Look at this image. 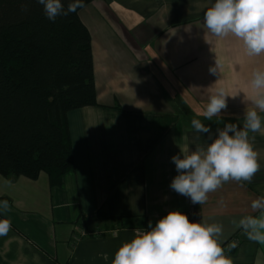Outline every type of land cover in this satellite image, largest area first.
I'll use <instances>...</instances> for the list:
<instances>
[{
    "label": "crops",
    "instance_id": "crops-1",
    "mask_svg": "<svg viewBox=\"0 0 264 264\" xmlns=\"http://www.w3.org/2000/svg\"><path fill=\"white\" fill-rule=\"evenodd\" d=\"M214 2L92 0L79 11L98 106L67 114L75 168L60 186L45 175L0 176V201L11 206L0 219L12 225L0 236V264H112L133 229L177 210L190 222L221 225V247L236 239L226 255L232 264H264V243L233 223L260 214L251 205L264 197V134L249 132L261 165L250 183H224L202 205L169 186L178 174L171 157L211 143L193 119L215 138L226 123L242 128L255 108L251 80L264 70V53L249 56L236 37L209 32L203 18ZM221 88L228 107L209 121L203 111ZM99 212L109 219L92 221Z\"/></svg>",
    "mask_w": 264,
    "mask_h": 264
},
{
    "label": "clouds",
    "instance_id": "clouds-1",
    "mask_svg": "<svg viewBox=\"0 0 264 264\" xmlns=\"http://www.w3.org/2000/svg\"><path fill=\"white\" fill-rule=\"evenodd\" d=\"M36 2L50 22L85 7L83 0H68L67 7L63 0ZM22 10L27 11V6ZM203 23L216 37L232 35L242 41L249 56L264 53V0H215L205 11ZM209 71L215 74L216 68ZM252 77L255 108L244 113L242 128L236 123H226L222 129H217L213 138L210 127L193 119L191 127L197 133L208 134L211 143L171 157L178 174L169 186L190 198L192 204H205L209 193L229 181L250 183L261 168L249 132L264 134V118L256 111L264 113V70H255ZM227 97L222 88L216 90L208 99L204 118L211 121L221 115L228 107ZM251 206L254 211L259 210V216H244L233 223L243 229L250 240L264 243V197L253 200ZM10 211L9 202L0 201V213ZM11 227L10 220L0 219V236H6ZM133 232L134 238L122 243L112 264H232L218 243L222 226L190 222L188 216L178 210L168 212L155 226L149 221L146 229L135 228Z\"/></svg>",
    "mask_w": 264,
    "mask_h": 264
},
{
    "label": "trees",
    "instance_id": "trees-1",
    "mask_svg": "<svg viewBox=\"0 0 264 264\" xmlns=\"http://www.w3.org/2000/svg\"><path fill=\"white\" fill-rule=\"evenodd\" d=\"M81 9L50 22L36 0H0V176L57 187L75 168L67 114L98 106Z\"/></svg>",
    "mask_w": 264,
    "mask_h": 264
},
{
    "label": "built area",
    "instance_id": "built-area-1",
    "mask_svg": "<svg viewBox=\"0 0 264 264\" xmlns=\"http://www.w3.org/2000/svg\"><path fill=\"white\" fill-rule=\"evenodd\" d=\"M81 236H86V234L81 232ZM238 247V241L236 239H233L229 242H227L224 246H222V249L224 251V255L226 256L228 252H230L233 248Z\"/></svg>",
    "mask_w": 264,
    "mask_h": 264
},
{
    "label": "rangeland",
    "instance_id": "rangeland-1",
    "mask_svg": "<svg viewBox=\"0 0 264 264\" xmlns=\"http://www.w3.org/2000/svg\"><path fill=\"white\" fill-rule=\"evenodd\" d=\"M94 11H96L95 9H93ZM80 18V17H79ZM81 20V19H80Z\"/></svg>",
    "mask_w": 264,
    "mask_h": 264
},
{
    "label": "bare ground",
    "instance_id": "bare-ground-1",
    "mask_svg": "<svg viewBox=\"0 0 264 264\" xmlns=\"http://www.w3.org/2000/svg\"><path fill=\"white\" fill-rule=\"evenodd\" d=\"M86 234V233H85Z\"/></svg>",
    "mask_w": 264,
    "mask_h": 264
}]
</instances>
